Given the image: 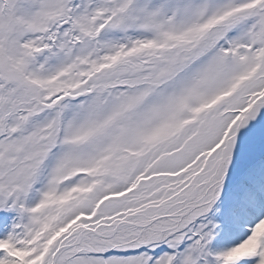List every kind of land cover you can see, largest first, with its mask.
<instances>
[{"label": "snow or ice", "instance_id": "snow-or-ice-1", "mask_svg": "<svg viewBox=\"0 0 264 264\" xmlns=\"http://www.w3.org/2000/svg\"><path fill=\"white\" fill-rule=\"evenodd\" d=\"M0 264H264V0H0Z\"/></svg>", "mask_w": 264, "mask_h": 264}]
</instances>
